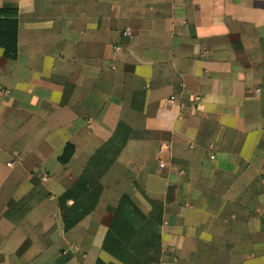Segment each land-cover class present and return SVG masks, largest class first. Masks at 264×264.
I'll use <instances>...</instances> for the list:
<instances>
[{
  "label": "crops",
  "instance_id": "0c3cea01",
  "mask_svg": "<svg viewBox=\"0 0 264 264\" xmlns=\"http://www.w3.org/2000/svg\"><path fill=\"white\" fill-rule=\"evenodd\" d=\"M0 7L18 13L15 59L0 48V264H121L102 241L126 192L163 203L159 264H264V0ZM120 122L73 224L61 198Z\"/></svg>",
  "mask_w": 264,
  "mask_h": 264
},
{
  "label": "trees",
  "instance_id": "16d2710c",
  "mask_svg": "<svg viewBox=\"0 0 264 264\" xmlns=\"http://www.w3.org/2000/svg\"><path fill=\"white\" fill-rule=\"evenodd\" d=\"M17 30V9L0 7V48L9 60L16 57ZM127 128L122 122L118 124L110 140L90 157L87 169L79 180L63 194L61 202L73 199L75 212L67 216L73 224L94 208L101 192L98 180L124 147L127 137L122 133ZM73 152L74 146L66 144L58 160L68 162ZM149 203L150 210L143 211L129 194L124 193L114 207L102 249L121 264H159L162 256L160 227L163 203L157 199H149ZM97 264L104 263L98 261Z\"/></svg>",
  "mask_w": 264,
  "mask_h": 264
},
{
  "label": "rangeland",
  "instance_id": "374dc122",
  "mask_svg": "<svg viewBox=\"0 0 264 264\" xmlns=\"http://www.w3.org/2000/svg\"><path fill=\"white\" fill-rule=\"evenodd\" d=\"M126 193L130 195V193H129V192H126ZM130 196H131V195H130Z\"/></svg>",
  "mask_w": 264,
  "mask_h": 264
}]
</instances>
